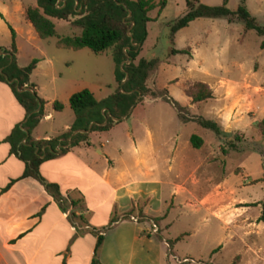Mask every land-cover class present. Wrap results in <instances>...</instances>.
I'll use <instances>...</instances> for the list:
<instances>
[{
	"label": "rangeland",
	"instance_id": "1",
	"mask_svg": "<svg viewBox=\"0 0 264 264\" xmlns=\"http://www.w3.org/2000/svg\"><path fill=\"white\" fill-rule=\"evenodd\" d=\"M240 2L264 26V0H226L225 5L233 10ZM186 9L184 0H165L158 13L157 8L147 12L151 19L146 22L137 57L159 59L148 86L165 88L167 99L143 95L117 126L132 125L135 131L141 127L138 121L142 117L151 129L158 150L152 173L159 184H154L148 210L155 215L142 217L132 204L119 217L113 216L123 221L110 224L96 251L98 259L102 247L106 264H117V259L121 264H264V222L259 219L264 206V133L256 123L264 117L262 36L254 29H244L240 20L196 17L178 28L170 40L169 22ZM13 16L19 20H13L14 25L26 22L19 12ZM50 19L58 35L80 32L64 19ZM54 39L35 36L26 43L13 38L23 62L27 57L39 59L40 49L53 55L56 99L66 100V88L76 91L86 87L95 98L113 90L116 82L108 52L56 47ZM10 40L9 25L2 24L0 47H8ZM186 46L189 54L169 52L171 47ZM46 65L40 60L32 71L36 81L46 82L47 76L42 74ZM61 79L66 82L63 90ZM194 81L205 82L212 96L189 105L182 88ZM195 117L216 121L222 132L215 134ZM191 134L201 138L198 147L190 144ZM145 200H136L137 209ZM251 221L257 222L256 228L248 227ZM141 222L148 227L139 230ZM138 232L153 235L144 239ZM0 264L20 262L17 256H1Z\"/></svg>",
	"mask_w": 264,
	"mask_h": 264
},
{
	"label": "crops",
	"instance_id": "2",
	"mask_svg": "<svg viewBox=\"0 0 264 264\" xmlns=\"http://www.w3.org/2000/svg\"><path fill=\"white\" fill-rule=\"evenodd\" d=\"M35 5V0H0V27L9 25L15 40L20 38L26 43L39 37L24 16V8ZM14 12L22 15L26 21L23 25H14L13 20L19 22ZM51 17L54 16H48ZM53 36L55 44L56 36ZM17 48L15 43V61L19 66L25 65L31 58L27 57L25 62L19 60ZM52 57L40 49L39 59L29 73L36 94L44 100L43 115L30 131L34 139L50 138L66 130L73 119L67 103L72 89L66 88V100L61 101L60 110L51 106L58 94ZM40 60L47 63L42 71L47 76L45 83L32 76ZM64 85L66 82L61 79V90ZM25 118V111L12 88L0 81V257L17 256L20 264H89L90 259L96 257L93 253L96 235H102V246L105 230L114 222L113 216L119 217L132 204L136 205L137 212L155 215L148 208L154 184H159L152 173L158 150L152 143L151 129L142 117L138 121L141 127L135 131L132 125L117 126L127 116L107 129L88 131L87 142L79 141L63 151L58 149L55 155L41 160L37 178L23 176L25 160L18 154V144L12 146L7 138L13 128L23 130L21 123ZM142 198L146 199L145 203L137 209L136 200ZM143 222L139 230L148 227ZM257 225L251 221L248 227ZM138 234L144 239L153 235ZM101 246L98 261L106 264L101 257ZM117 261V264L122 263L120 259Z\"/></svg>",
	"mask_w": 264,
	"mask_h": 264
},
{
	"label": "trees",
	"instance_id": "3",
	"mask_svg": "<svg viewBox=\"0 0 264 264\" xmlns=\"http://www.w3.org/2000/svg\"><path fill=\"white\" fill-rule=\"evenodd\" d=\"M184 1L187 9L168 24L170 40L178 28L187 25L196 17H225L227 21L240 20L244 29H254L262 36L259 46H264V26L255 21L254 16L242 2L231 10L226 7V0H221L218 4H206L198 0ZM35 2V6L24 8V16L40 38L55 35V45L58 47L72 49L87 47L93 53L109 52L113 61V78L116 82L111 92L98 99L86 87L70 93L67 103L73 112V119L69 127L50 138H32L30 131L43 115L44 103L36 94L34 84L29 81V73L37 59L31 58L25 65H17L14 31L9 26L10 44L8 47H0V81L7 82L12 88L18 103L25 111L26 118L21 123L23 130L13 128L7 138L12 146L18 144L16 148L18 154L25 160L23 176L37 178L38 164L41 160L55 155L58 149L63 151L79 141L87 142L88 131L107 129L114 122L128 116L131 107L143 95L167 98L164 96L165 88L153 90L146 85V79L155 72L159 59L137 57L146 35V22L151 19L147 12L157 8L158 13L165 0H35ZM48 16L69 20V23L78 27L80 32L76 35H57ZM169 52L189 54L188 46L180 49L171 47ZM182 91L191 102L212 96L211 88L203 81H194L184 86ZM51 106L54 110H60L63 103L55 99L52 100ZM177 114L179 115V112ZM195 120L217 135L222 132L220 125L212 119L195 117ZM256 123L264 133V117ZM189 142L192 146L198 147L201 138L191 134ZM230 146L235 147V144L230 143ZM139 213L146 217L142 212ZM259 219L264 222V206ZM115 220L113 217L112 221ZM101 240L102 235L97 233L94 254ZM167 243L169 245V242ZM89 264L101 263L94 257L90 259Z\"/></svg>",
	"mask_w": 264,
	"mask_h": 264
},
{
	"label": "built area",
	"instance_id": "4",
	"mask_svg": "<svg viewBox=\"0 0 264 264\" xmlns=\"http://www.w3.org/2000/svg\"><path fill=\"white\" fill-rule=\"evenodd\" d=\"M131 218L134 219V217H132V216H131ZM134 220H135V219H134ZM151 225H152V227H153V230H155V229H156L155 224H154V223H151ZM182 260H186V258H182ZM190 260H191V259H190Z\"/></svg>",
	"mask_w": 264,
	"mask_h": 264
}]
</instances>
